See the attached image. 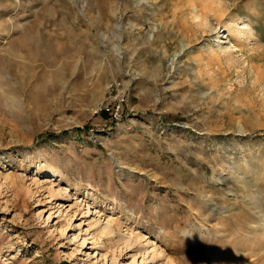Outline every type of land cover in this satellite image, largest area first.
Wrapping results in <instances>:
<instances>
[{
  "label": "rangeland",
  "instance_id": "rangeland-1",
  "mask_svg": "<svg viewBox=\"0 0 264 264\" xmlns=\"http://www.w3.org/2000/svg\"><path fill=\"white\" fill-rule=\"evenodd\" d=\"M123 236L264 264V0H0V264H140Z\"/></svg>",
  "mask_w": 264,
  "mask_h": 264
},
{
  "label": "bare ground",
  "instance_id": "bare-ground-1",
  "mask_svg": "<svg viewBox=\"0 0 264 264\" xmlns=\"http://www.w3.org/2000/svg\"><path fill=\"white\" fill-rule=\"evenodd\" d=\"M87 212H90V210L88 209ZM97 223L100 224L101 223L100 220L97 219ZM101 232L113 235L112 234V233H114V224H113V222L108 220L105 223H101ZM128 237L127 236H123L121 239H124V241L126 242L125 243V247L127 249H131V248L134 249V252H136L135 256H138V255L141 256L142 260H141L140 264H145V263H148V264H167V260L166 259L164 261L162 260V259H164V258L161 257L162 250H160L161 251L160 253L158 252V249H156L157 251L154 250L155 247H152L153 249L151 250V249H149V246H152L151 243L148 242V245L146 246V244L145 245L141 244V242H139L138 238L133 240L134 238L132 239L131 237L130 238H128ZM153 246H155V245L153 244ZM122 255H123V253L122 254L120 253V256H122ZM161 261H162V263H161ZM172 264H176V263L174 261H172Z\"/></svg>",
  "mask_w": 264,
  "mask_h": 264
},
{
  "label": "built area",
  "instance_id": "built-area-1",
  "mask_svg": "<svg viewBox=\"0 0 264 264\" xmlns=\"http://www.w3.org/2000/svg\"><path fill=\"white\" fill-rule=\"evenodd\" d=\"M124 102L125 95L117 93L113 100L104 103L96 110V113L107 115L112 121L121 123L125 118Z\"/></svg>",
  "mask_w": 264,
  "mask_h": 264
}]
</instances>
